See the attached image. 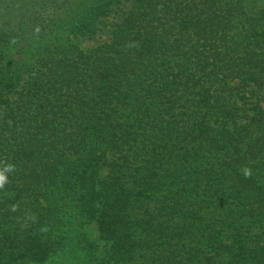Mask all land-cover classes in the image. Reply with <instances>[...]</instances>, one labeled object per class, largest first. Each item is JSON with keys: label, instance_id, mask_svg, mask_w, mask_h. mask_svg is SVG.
I'll list each match as a JSON object with an SVG mask.
<instances>
[{"label": "trees", "instance_id": "16d2710c", "mask_svg": "<svg viewBox=\"0 0 264 264\" xmlns=\"http://www.w3.org/2000/svg\"><path fill=\"white\" fill-rule=\"evenodd\" d=\"M116 2L0 0V264H264V0Z\"/></svg>", "mask_w": 264, "mask_h": 264}, {"label": "rangeland", "instance_id": "374dc122", "mask_svg": "<svg viewBox=\"0 0 264 264\" xmlns=\"http://www.w3.org/2000/svg\"><path fill=\"white\" fill-rule=\"evenodd\" d=\"M133 1L118 0V2L111 6L106 16L100 18L95 24V30L92 35L75 37L72 39L73 42L85 51L108 44L115 26L129 12ZM246 97L247 103H250L251 95L246 94ZM257 97L261 100L260 105L264 107V92H259ZM85 231L89 240L96 244L98 253L102 252L106 247V243L100 239L97 224L94 220L85 225Z\"/></svg>", "mask_w": 264, "mask_h": 264}, {"label": "clouds", "instance_id": "9594fccd", "mask_svg": "<svg viewBox=\"0 0 264 264\" xmlns=\"http://www.w3.org/2000/svg\"><path fill=\"white\" fill-rule=\"evenodd\" d=\"M13 170L12 166H6L2 171H0V187H2L5 183H7V175L6 173H9ZM245 175H249V171L245 169Z\"/></svg>", "mask_w": 264, "mask_h": 264}]
</instances>
